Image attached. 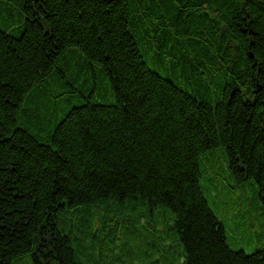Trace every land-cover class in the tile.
<instances>
[{
  "label": "trees",
  "instance_id": "1",
  "mask_svg": "<svg viewBox=\"0 0 264 264\" xmlns=\"http://www.w3.org/2000/svg\"><path fill=\"white\" fill-rule=\"evenodd\" d=\"M217 149L264 216V0H0V264H112L160 223L181 264H264L201 190Z\"/></svg>",
  "mask_w": 264,
  "mask_h": 264
},
{
  "label": "rangeland",
  "instance_id": "2",
  "mask_svg": "<svg viewBox=\"0 0 264 264\" xmlns=\"http://www.w3.org/2000/svg\"><path fill=\"white\" fill-rule=\"evenodd\" d=\"M101 89L108 99L111 94L109 83L103 80ZM93 100L104 102L99 95ZM199 162L202 171L201 190L209 207L223 222L230 248L242 250L246 254L264 248V216L255 206L258 201L255 186L236 187L235 180L223 166L222 149L215 150L213 154L208 152L200 157ZM164 219H168V216L157 215L154 223ZM110 223L114 225V222ZM108 230L104 233H108ZM114 234L116 241L103 244L104 248H113L115 251V255H106L108 263L116 264L115 257H119L120 260H131L130 264H133L137 262V257L143 255L144 259L152 257L154 264H181L183 258L176 236L164 223L139 231L122 228ZM119 245H123V250L116 248ZM102 253H106V249ZM134 256L136 261H133ZM16 264H32L30 255L20 258Z\"/></svg>",
  "mask_w": 264,
  "mask_h": 264
},
{
  "label": "snow or ice",
  "instance_id": "3",
  "mask_svg": "<svg viewBox=\"0 0 264 264\" xmlns=\"http://www.w3.org/2000/svg\"><path fill=\"white\" fill-rule=\"evenodd\" d=\"M80 2H81V0H75V3H77V4H79ZM88 2L93 3V4H97V5H102L104 3L110 2V0H88ZM157 178L162 182L168 181V177L166 175H160Z\"/></svg>",
  "mask_w": 264,
  "mask_h": 264
},
{
  "label": "bare ground",
  "instance_id": "4",
  "mask_svg": "<svg viewBox=\"0 0 264 264\" xmlns=\"http://www.w3.org/2000/svg\"><path fill=\"white\" fill-rule=\"evenodd\" d=\"M241 251V250H240Z\"/></svg>",
  "mask_w": 264,
  "mask_h": 264
}]
</instances>
